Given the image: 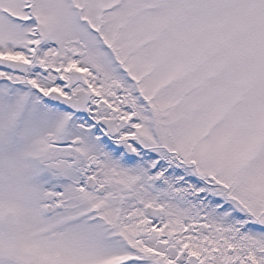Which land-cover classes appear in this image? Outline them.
<instances>
[{
    "label": "snow or ice",
    "instance_id": "6c2138e0",
    "mask_svg": "<svg viewBox=\"0 0 264 264\" xmlns=\"http://www.w3.org/2000/svg\"><path fill=\"white\" fill-rule=\"evenodd\" d=\"M0 264H264V0H0Z\"/></svg>",
    "mask_w": 264,
    "mask_h": 264
}]
</instances>
